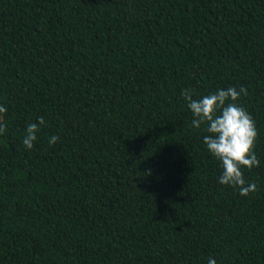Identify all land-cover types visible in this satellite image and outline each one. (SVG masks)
I'll list each match as a JSON object with an SVG mask.
<instances>
[{"label":"trees","instance_id":"trees-1","mask_svg":"<svg viewBox=\"0 0 264 264\" xmlns=\"http://www.w3.org/2000/svg\"><path fill=\"white\" fill-rule=\"evenodd\" d=\"M241 86L247 196L181 95ZM0 104V264H264V0H0Z\"/></svg>","mask_w":264,"mask_h":264},{"label":"clouds","instance_id":"clouds-1","mask_svg":"<svg viewBox=\"0 0 264 264\" xmlns=\"http://www.w3.org/2000/svg\"><path fill=\"white\" fill-rule=\"evenodd\" d=\"M241 94H247L243 86L217 88L215 91L199 95L192 88H184L181 95L185 106L191 112V127L203 128L207 133L203 143L207 151L219 162L221 173L218 183L239 189V194L247 196L256 190L254 183L248 182L243 173L246 167L249 171L259 167L260 160L255 151L258 131L250 113L239 104ZM7 107L0 104V113H7ZM46 121L38 117L37 122L29 123L22 137L26 149H32L38 140L40 126ZM8 131V124L0 120V136ZM59 137L51 135L49 146L57 143ZM207 264H217L214 257L207 259Z\"/></svg>","mask_w":264,"mask_h":264}]
</instances>
